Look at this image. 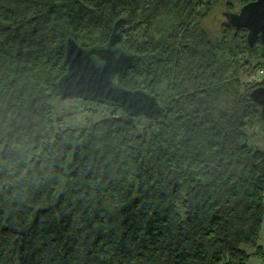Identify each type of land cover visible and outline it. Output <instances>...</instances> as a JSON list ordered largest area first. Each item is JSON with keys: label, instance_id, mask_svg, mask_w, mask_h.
<instances>
[{"label": "trees", "instance_id": "16d2710c", "mask_svg": "<svg viewBox=\"0 0 264 264\" xmlns=\"http://www.w3.org/2000/svg\"><path fill=\"white\" fill-rule=\"evenodd\" d=\"M251 1L0 0V264L264 256V148L249 144L264 138L250 96L264 86V44L248 46L247 29L226 20L212 34L205 25ZM118 18L140 56L119 83L163 111L152 120L110 106L61 128L65 38L104 44Z\"/></svg>", "mask_w": 264, "mask_h": 264}, {"label": "water", "instance_id": "95a60500", "mask_svg": "<svg viewBox=\"0 0 264 264\" xmlns=\"http://www.w3.org/2000/svg\"><path fill=\"white\" fill-rule=\"evenodd\" d=\"M231 27L247 29V45L253 47L259 39L264 44V0L246 3L234 13L223 12ZM124 18L112 25L104 44L82 47L72 37L65 38L63 49L66 70L57 81L61 100L80 99L97 104L118 107L131 117L156 119L163 111L155 96L139 89H126L119 78L133 69L140 56L132 54L123 44L121 27ZM252 100L260 106L264 118V86L251 90Z\"/></svg>", "mask_w": 264, "mask_h": 264}, {"label": "rangeland", "instance_id": "374dc122", "mask_svg": "<svg viewBox=\"0 0 264 264\" xmlns=\"http://www.w3.org/2000/svg\"><path fill=\"white\" fill-rule=\"evenodd\" d=\"M223 6L218 7L215 9L213 12L212 16L210 19H208L205 23L207 26V29L209 32L212 34L216 30L219 29L220 25L225 22L226 18L224 13ZM262 72L257 73L255 75L256 79H260L262 77ZM96 105H101L97 104L94 102H88V101H83L77 98L74 99H66V100H58L54 104V116H62L63 121L62 124H60L61 128L64 127H70V126H82L84 124V121L87 118H97L98 115L95 112H92V108H94ZM106 108L110 109V106L104 105ZM94 111V110H93ZM144 118V117H143ZM146 119V118H145ZM139 124V122H137ZM250 145H255L257 148L263 149L264 148V138L259 137L258 139L256 138H251L249 141ZM258 244L264 249V225L261 226V230L258 233ZM245 249L247 252L252 253L254 250L250 246H245ZM246 264H264V256H259V255H250L248 259L245 261Z\"/></svg>", "mask_w": 264, "mask_h": 264}, {"label": "built area", "instance_id": "2783aa9c", "mask_svg": "<svg viewBox=\"0 0 264 264\" xmlns=\"http://www.w3.org/2000/svg\"><path fill=\"white\" fill-rule=\"evenodd\" d=\"M98 115L100 116H110L114 115L109 109H107L104 105H96L92 108Z\"/></svg>", "mask_w": 264, "mask_h": 264}]
</instances>
